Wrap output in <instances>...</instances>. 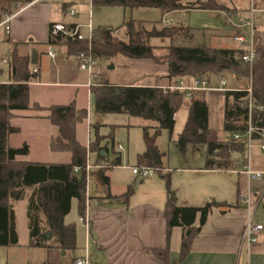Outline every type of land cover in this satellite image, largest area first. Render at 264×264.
Returning <instances> with one entry per match:
<instances>
[{
  "label": "trees",
  "instance_id": "16d2710c",
  "mask_svg": "<svg viewBox=\"0 0 264 264\" xmlns=\"http://www.w3.org/2000/svg\"><path fill=\"white\" fill-rule=\"evenodd\" d=\"M34 0H0V17L12 14L18 8ZM94 6H121L124 8L155 7L169 13L189 8L206 10H224L234 12V8L218 3L216 0H198L196 7L183 3V0H92ZM131 19L125 26V37H118L115 32L119 27L99 26L89 45V41L78 38H64L61 35L51 38L48 43L65 46L69 56H77L91 51L97 59H112L118 54L135 59H152L154 62L168 64L167 76L173 85L179 80L187 81L195 77L213 73H236L249 77L252 72V101L250 109V94L247 90L233 89L224 92L222 129L229 136L225 139L211 138L213 130L209 120V106L205 99L192 96L178 90L164 89L148 85L117 86L108 81H97L91 86L95 111L99 114H127L141 117L157 123L156 126L143 127V139L146 151L139 155L140 164L155 168L165 179L167 189L172 191L170 171L164 172L163 164L155 165L153 153L160 152L157 139L163 130L172 137L175 128V115L183 106L188 107V116L182 132L176 140V146L183 155L191 148L199 152L206 150V169L230 170L238 168L239 162L233 157L237 152L245 154L244 141L233 139L235 133L246 131L249 124L255 127L264 125V35L257 32V57L252 68L237 58L240 49L192 47L168 45L166 54L158 55L152 44L154 38L171 39L186 34L184 26H164L161 29L148 30ZM74 25V24H70ZM120 26V27H121ZM10 65L12 81L0 82V246H10L18 243L16 213L13 201L24 197L27 187H34L32 199L28 206V227L30 231V246L39 248H59L73 251L77 248L76 224L67 223L66 216L70 213L72 202L78 203L79 215L84 217L87 205V163L89 152H95L101 164L106 160L108 145L103 144L106 137L99 133V124H94L95 138L87 147L77 138V126L88 117L86 108H78L76 101L68 104H55L43 107L40 104L31 105L30 83L39 77L34 72L36 65L31 62L29 54L23 55L15 47L11 53ZM232 88H235L232 87ZM119 90V93H117ZM35 109L48 111V118L55 125L58 134L51 141L53 151L70 152L69 163H32L19 160L18 156L27 155L29 146L15 148L10 145L11 134L20 131L12 125V119L18 110ZM255 138L258 136L255 134ZM106 162V161H105ZM120 164V159L111 164L106 163L98 170L101 181L110 183L106 174L109 166ZM78 169V170H76ZM134 188L129 185L121 195H108V198L118 202L128 203L134 194ZM215 202L204 206H183L169 199L165 208L168 235L175 226L186 229L182 246L183 260L191 250L195 236L205 224L208 214ZM221 206L233 207L234 204L217 203ZM201 214L200 224L195 226L197 214ZM47 232L52 237L47 239ZM166 264L169 262V248L165 251H153Z\"/></svg>",
  "mask_w": 264,
  "mask_h": 264
},
{
  "label": "crops",
  "instance_id": "0c3cea01",
  "mask_svg": "<svg viewBox=\"0 0 264 264\" xmlns=\"http://www.w3.org/2000/svg\"><path fill=\"white\" fill-rule=\"evenodd\" d=\"M262 2L263 1L255 0L256 7L262 11L263 17L264 5ZM59 4L60 2H54L53 0H34L33 2L23 6L24 9L9 22L10 30L7 32L6 29V33L9 35V40L13 43V47L11 46V50L7 49L8 57L0 56L1 64L8 66L7 69L0 67V82L7 83L12 81L10 55L15 47L21 54H29L30 56L32 55L33 49H36L38 62L37 64L33 65H36L34 69H37L39 72V77L30 83L31 105L37 103L43 107H49L55 104H68L75 100L78 108H86L88 110V107L79 103L75 97L67 103L42 104L39 96H34V90L36 89L35 87H43L49 84H60L68 87H84L87 89L88 97L92 98L93 100L91 86L97 82V73L96 77L94 78L89 74L90 79L86 82L75 80L76 77L73 74L70 59L72 57H76L69 56L65 46L56 45L55 47L56 56L57 52H59V59L55 63L57 66L56 78L58 80L55 82L47 81L42 77V67L40 66V48L37 46V43L43 44L47 48L48 54L47 43L49 39L50 25L54 22H64L69 24H82L84 22L83 24H85L84 20L75 18L66 19V7L62 8V11H60ZM67 7L69 8L70 5ZM230 8L235 9L233 13L240 12V10H238L236 7ZM249 8L245 10L248 11ZM90 10L92 9L90 8L88 11H85V13L88 15V20ZM211 13L212 15H215V10H211ZM95 24L96 22L94 23L95 27L96 25L97 27L105 26L98 23L96 25ZM42 31H45L43 32V38L40 36ZM258 32H261L264 35V24L258 25ZM37 35H39L40 40L36 39ZM30 36L33 38L29 39ZM2 46H4V43L0 37V51L3 49ZM232 48L239 49L240 46L238 45ZM56 56L54 58L51 56L49 57L51 59H56ZM112 59H115V62L118 64L132 67L134 70L142 71L147 76L145 81L139 83L108 81L113 85H148L158 86L164 89L173 85L172 80L167 76L168 64L165 62L157 63L152 59L129 58L122 54H118ZM76 67L79 68L78 62ZM63 78L66 80H63ZM91 79H94V81ZM238 85L245 87L248 85V80L244 78L234 80V86ZM218 86L219 84L211 87ZM207 92H210L208 97L212 106L213 102L217 104V94H213L212 92L220 91H199L195 92L194 96L206 100ZM208 106L210 126L213 130V126L211 125L212 108L209 103ZM15 114L16 116L12 119V125L18 127L20 131L14 134L23 136L29 132V135H25L21 142L15 144L13 143V137L15 135L11 134L10 136V145L12 147L19 148L24 144L29 146V153L27 155L18 156L19 160L32 163L48 164L69 163L71 161L72 154L70 152L53 151L51 149V141L57 136L58 130L48 118V111L46 113L44 112L43 114L41 111L31 108L29 110H18L15 112ZM84 122L86 123L85 131H87L88 136L86 133L85 136H83L82 126H84ZM93 125L94 124L89 120V117H87L86 120L77 126V138L87 147H89L90 143L94 140L91 135L89 136L92 128L94 129ZM211 138L213 139L217 137L212 134ZM105 141L106 142H103V144L108 145V153L105 151V154H103L106 155V162L104 161L101 164H97V154L95 152H89L88 154L87 164L90 166L88 173L91 171V173L95 174L99 180L96 182L93 188L90 181L92 177L89 179V181L87 177V196L90 199L89 206H86V213L84 216L87 218V222L82 221V216L79 215L84 231L83 251L92 257L91 262L92 260L93 262L91 264H94V261H98V264H166L160 257L155 255L153 251H165L168 248L170 264H264V229L259 235L258 242L253 244L250 248L242 245L241 242L247 220V209L243 198L246 193L251 192L253 195L262 196L261 203L255 215V220L258 223L264 225V181L257 183L260 179L251 180L248 175L242 172L244 164L248 161L244 162L238 168L230 170H208L205 168L206 165L203 169L196 170L198 171V176H202L201 172H227L230 174H237V177H233L231 181V186L233 189L232 196L226 197L221 194L224 192L222 185L214 186L213 183L203 182L199 183V186H196L195 184H189V189H187L181 198L177 197V200L174 203L183 206H204L210 202L216 203L212 206L207 220L202 226L200 232L195 236L190 252L183 260H181V246L186 229L182 226H175L171 229L170 234L168 235L165 208L170 199L171 192H169L167 189V185L166 188L161 187L156 190L150 189L140 191L139 193L134 192L128 203L118 202L115 199L108 198V195L110 194L116 196L125 193L130 185H126L127 189L123 193L113 192L110 172L114 168L131 170L130 167L132 166H144L140 164L139 155L146 151V144L145 149L140 150L141 152H137L138 162L134 165H128L123 163L125 159V154L122 152L125 150L124 145L121 143H118V145L115 143L110 145L108 140ZM246 152H248L247 148ZM196 155L198 154L196 153ZM160 158L161 163L163 164L161 155ZM117 159H120V164L111 165L106 171V174L110 178V183H103L99 177L98 170L101 167H104L106 163L111 164L112 162H116ZM250 164L253 169L264 171V156L261 160H255V158L252 157ZM164 171H170V168H164ZM183 171H190V169L185 168ZM141 182L144 183V180ZM209 187L216 189L218 194L217 191H208ZM198 196L203 199L204 204L199 205L194 204L197 202H192L196 201ZM103 198L106 199L103 200ZM225 202L234 204L235 206L226 207L217 204ZM76 206L78 209V203ZM200 220L201 214L199 213L196 216L194 225L198 226L200 224ZM76 243L78 244V240ZM48 252L49 264H63V262H61V258L63 256H67L68 251H64L59 248H49ZM79 257H82V255L77 256V258ZM74 260L75 258L72 259L69 264H74Z\"/></svg>",
  "mask_w": 264,
  "mask_h": 264
},
{
  "label": "rangeland",
  "instance_id": "374dc122",
  "mask_svg": "<svg viewBox=\"0 0 264 264\" xmlns=\"http://www.w3.org/2000/svg\"><path fill=\"white\" fill-rule=\"evenodd\" d=\"M54 2H60V11L62 8L66 7V19H80L84 20L85 23L88 20V15L85 11L92 9L94 11V23L101 24L109 27H119L121 24L133 19L138 24V26H143L148 30L153 28L161 29L164 26H184L187 30L186 34H183L174 40L165 39L161 40L154 38L152 44L158 46L155 49V53L158 55L166 54L168 52V45L174 44L176 46H192V47H215V48H232L239 44L234 41L233 35L235 29L230 23L227 17V13L231 15L232 13L226 12L224 10H215V15H212L211 10L206 9H196L189 8L184 10H177L173 12L162 11L155 7H139V8H124L121 6H94L92 0H53ZM198 0H183V3L189 4L191 7L197 6ZM218 3L225 4L230 7H236L240 10V14L248 16L249 13L245 9L250 7L251 0H216ZM263 1L264 5V0ZM261 3V2H260ZM70 5L68 8L67 6ZM76 10L77 14L72 16L69 14V10ZM261 10L257 11L254 15V19L258 25L264 24V16ZM3 18H0V21ZM173 22V23H172ZM84 23V22H83ZM82 23V24H83ZM95 24V25H96ZM12 25V24H11ZM97 27V25H96ZM42 31L40 33L41 38L44 37ZM82 33L88 35L89 32L86 28H82ZM118 37H125V26H121L115 32ZM0 37L4 43L3 49L0 51V56L8 57V50H11L13 43L9 40V35L6 33L5 26L0 27ZM33 38L32 36L29 39ZM40 40L39 35L36 37ZM30 44V41H29ZM12 46V47H11ZM40 48L41 64L42 67V77L47 81H56V61L59 59V52H57V58L51 59L47 54V48L41 44L37 43ZM34 50V49H33ZM10 52V51H9ZM11 56V55H10ZM76 58H71L70 63L75 80L80 82H86L90 79V75L87 71L79 69L76 67ZM112 65L114 67H112ZM0 67L7 69V65L1 64ZM97 73V81H114V82H124V83H139L146 80L147 76L144 72L134 70L132 67L123 66L115 62V59H98L97 66L95 69ZM218 76L225 77L227 80L226 88L234 87V77L233 74L229 73H213L210 75V86H215L219 84ZM63 80H66L63 78ZM94 81V79H91ZM95 80V81H96ZM245 81V80H244ZM246 82V81H245ZM242 86V85H241ZM236 87V86H235ZM244 87V86H242ZM36 88V89H35ZM34 96H39L42 104H52V103H67L72 98H76L79 103L84 104L89 110V120L96 124L99 122V133L106 137L110 145L115 143H121L124 145L125 150L122 151L125 154L124 164L134 165L138 162V153L140 150L145 149V142L143 139V127L157 125L156 122L151 120H146L141 117L130 116L127 114H99L94 108V99L88 97L87 89L84 87H68L60 84H49L43 87H35ZM223 92H212L217 94L218 103L213 102V106L209 99V93L207 92L206 101L210 104L211 111V125L213 126V135L219 139L228 138V134L222 129L223 120ZM43 114L47 111H41ZM188 115L187 105H183L175 115V128L172 137L167 130H163L157 139V146L163 160V167L170 168L171 180H172V191L177 199L189 189V184H195L199 186V183H213L214 186L223 187L224 192L221 194L223 196H232V178L237 177V174H230L227 172L223 173H207L201 172L202 176H198L197 169H203L206 165V150L201 148L199 152H193L190 148L186 155H183L176 146V140L179 134L182 132ZM85 122L83 128V136L85 133L88 136L87 131H85ZM28 133V134H27ZM25 135H29L27 132ZM13 143H19L25 137L19 136V134H14ZM95 138V129L92 128L89 136ZM104 140V142H106ZM264 139H255L253 141V147L250 150L249 161L252 157L255 160H261L264 156V150L262 145ZM12 144V143H11ZM196 153L198 155H196ZM112 155V154H111ZM233 157L242 165L244 162L248 161V152L245 154H240L237 152L233 153ZM106 165V164H105ZM189 168L190 171H183V169ZM193 171V172H192ZM204 171V170H203ZM166 172V171H164ZM264 172V171H263ZM112 178V189L113 192L123 193L127 189V184L133 186L134 191L139 193L143 190H156L161 187L166 188V181L157 170L144 178L134 175L129 169H117L114 168L110 172ZM88 181H91L92 187L99 180L95 174L91 171L87 175ZM154 179V180H153ZM144 180V183L141 181ZM259 180V179H257ZM260 181H264V177ZM125 184V185H124ZM208 191H217L216 189L209 187ZM34 192V187H27L25 189L24 197L21 200L13 201L14 209L16 213V226L18 231V243L10 246H0V264H49L48 263V249L32 247L30 246V231L28 227L29 219L27 215L28 206L32 199V194ZM201 193V192H200ZM218 194V191H217ZM106 198H103L105 200ZM171 199V194H170ZM102 200V199H101ZM197 202L194 204H204L203 199L198 196L196 198ZM77 201L73 200V205L70 213L66 216L67 223H76L77 228V248L73 251H68L67 256L61 258L63 264H69L72 259H76L77 256L85 255L84 253V236L83 227L80 221V216L77 209ZM259 214V213H258ZM264 218V217H263ZM92 259V257H91ZM93 262V260H92ZM94 264H98V261H94Z\"/></svg>",
  "mask_w": 264,
  "mask_h": 264
},
{
  "label": "built area",
  "instance_id": "2783aa9c",
  "mask_svg": "<svg viewBox=\"0 0 264 264\" xmlns=\"http://www.w3.org/2000/svg\"><path fill=\"white\" fill-rule=\"evenodd\" d=\"M23 6L18 8L16 11H14L12 14H8L3 18V20L0 22V26H6L7 32L10 30L9 22L23 10ZM256 7L255 0H251L250 8L248 10L249 15L244 16L240 13H232L229 15L227 13V17L230 20V23L233 25L235 29V33L233 35L234 41H236L240 46V51L237 55V58L240 59L243 63L248 64L251 68L256 60L257 57V32H258V24L256 23L254 19V15L257 11H259ZM70 15L74 16L77 14L76 10L70 9L69 12ZM86 28L89 32L88 35H84L82 33V28ZM96 33V27L93 23V13L92 10L89 11V20L85 24H74L70 25L69 23L64 22H54L50 25L49 28V34L51 38H55L59 35H61L64 38H78L81 40H88L89 45H91V41ZM56 44L49 43L48 44V54L52 58L56 56L55 51ZM78 61V66L80 69L87 71L93 78L96 77V66L98 59L93 56L91 51L88 53H81L80 55L76 56ZM34 72L37 71V69L33 70ZM234 80H237L239 78H244L248 80V85L245 87L242 86H236L235 88H226L225 85L227 84V80L225 77L218 76L219 86L218 87H211L209 85L210 83V75L206 74L204 76L195 77L192 78L191 81H187L185 79L179 80L178 84L171 85L166 87L165 89L170 90H178L186 94L187 97L191 98L195 92L199 91H227V90H233V89H243L247 90L250 94V109L253 107V101H252V72L249 77H242L237 75L236 73H232ZM260 110H263L264 108L262 106L258 107ZM255 134L258 136V138H255ZM264 139V125L260 127H255L252 125V123L249 124V127L246 131L242 133H235L233 135V139L236 141H244L246 144V148L248 151V162L244 164L242 168V172L248 175V177L251 180H257L264 177V172L260 170L253 169L249 157H250V150L253 147V141L255 139ZM264 149V143L262 145ZM121 148V147H120ZM133 174L146 178L149 177L154 170H156L153 167L150 166H132L130 167ZM90 169V166L87 164V173ZM78 170V169H76ZM244 203L247 209V220L246 225L242 234L241 242L242 245L247 246L250 248L253 244L258 242L259 235L262 233L264 229V225L258 223L255 220V215L257 212V209L261 203L262 196L253 195L251 192L246 193L244 196ZM90 199L87 196V205L89 206ZM82 221L87 222L86 217L81 218ZM91 257L89 254H85L82 257L76 258L74 260V264H91Z\"/></svg>",
  "mask_w": 264,
  "mask_h": 264
},
{
  "label": "water",
  "instance_id": "95a60500",
  "mask_svg": "<svg viewBox=\"0 0 264 264\" xmlns=\"http://www.w3.org/2000/svg\"><path fill=\"white\" fill-rule=\"evenodd\" d=\"M37 58H38L37 51H36V49H34L32 51V55H31L32 64H37V62H38ZM112 67H113V65H112ZM117 93H119V90H117ZM102 153L105 154V151L103 150ZM153 158H154V164L155 165H160L161 164V158L157 154V152L153 153ZM171 200L173 202H176V200H177L173 192H171ZM46 236H47V239H50L52 237L51 232H47Z\"/></svg>",
  "mask_w": 264,
  "mask_h": 264
}]
</instances>
